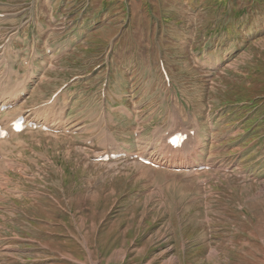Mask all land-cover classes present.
Returning <instances> with one entry per match:
<instances>
[{
  "label": "rangeland",
  "instance_id": "obj_1",
  "mask_svg": "<svg viewBox=\"0 0 264 264\" xmlns=\"http://www.w3.org/2000/svg\"><path fill=\"white\" fill-rule=\"evenodd\" d=\"M183 1L195 8L166 0H0V45L19 29L96 30L94 44L73 54L84 80L57 98L49 118L61 133L28 132L0 147L7 160L0 264H264V108L246 124L220 108L233 96L229 81L250 87L248 73L264 68V5L238 22L245 46L238 57L205 54L202 64L193 35L208 22L207 0ZM101 62L105 69L89 84L87 71ZM33 115L46 117L44 109ZM190 126L200 135L193 163L211 171L94 161L109 146L152 151L170 164L177 159L160 153L164 133Z\"/></svg>",
  "mask_w": 264,
  "mask_h": 264
},
{
  "label": "bare ground",
  "instance_id": "obj_2",
  "mask_svg": "<svg viewBox=\"0 0 264 264\" xmlns=\"http://www.w3.org/2000/svg\"><path fill=\"white\" fill-rule=\"evenodd\" d=\"M15 120V119H14ZM13 120V121H14ZM12 121V122H13ZM175 132V131H174ZM185 132V131H184ZM169 138V137H168ZM167 138V139H168ZM167 139H165V141L162 143V145H161V147H160V152L162 153V154H166V155H168V154H170L172 157H173V155H175L176 154V152L178 151V152H188V151H193V153H196L197 152V148L195 147V139L194 138H189L188 137V140H187V142H186V145H185V147H183L181 150H177V151H174L169 145H167L166 144V140ZM196 141H197V138H196ZM198 143V142H197ZM165 149H167V150H169V151H167L168 153H164V152H162V150H165ZM33 150V149H32ZM151 154V152L150 151H146L145 153L143 152L141 155H143V156H145V157H149V156H152V154ZM175 157V156H174ZM99 157L97 156L96 157V159H98ZM176 158H179L180 160H183V157L182 156H180V157H176ZM188 159H190V158H188ZM166 161H167V159H166ZM168 163V162H167ZM171 168H173V169H178V168H185V167H183V164H182V162H178V163H176V164H173V162L171 163V166H170ZM39 168V167H38ZM158 193V192H157ZM25 194V193H24Z\"/></svg>",
  "mask_w": 264,
  "mask_h": 264
},
{
  "label": "trees",
  "instance_id": "obj_3",
  "mask_svg": "<svg viewBox=\"0 0 264 264\" xmlns=\"http://www.w3.org/2000/svg\"><path fill=\"white\" fill-rule=\"evenodd\" d=\"M230 1H235V0H207V6L206 9L208 11V15H207V19L212 20L213 17H215L216 15H218L219 10L221 9H226L230 3ZM250 7H252L253 5L258 7V5L260 4H264V0H251L250 1ZM233 14L236 16L237 13L233 11ZM256 77L254 76L253 79H255ZM259 80L260 78L257 77ZM257 79V80H258ZM262 86L264 87V83L262 84ZM241 88L243 89L244 86L241 85Z\"/></svg>",
  "mask_w": 264,
  "mask_h": 264
}]
</instances>
